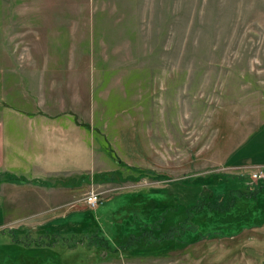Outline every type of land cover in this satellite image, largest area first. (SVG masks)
<instances>
[{"label":"rangeland","instance_id":"1","mask_svg":"<svg viewBox=\"0 0 264 264\" xmlns=\"http://www.w3.org/2000/svg\"><path fill=\"white\" fill-rule=\"evenodd\" d=\"M5 102L61 175L4 188L0 264H264L256 166L227 162L264 125V0H0Z\"/></svg>","mask_w":264,"mask_h":264},{"label":"crops","instance_id":"2","mask_svg":"<svg viewBox=\"0 0 264 264\" xmlns=\"http://www.w3.org/2000/svg\"><path fill=\"white\" fill-rule=\"evenodd\" d=\"M4 104L0 103V222L3 216L7 215L4 205L1 204L5 200L3 197L4 188L8 189L10 185L26 183L29 181L26 179L27 176H35L31 182L38 185L54 187L56 177L61 175L60 168L53 165L54 162L39 161V163H35L34 160H30V163L27 164L25 155L15 152L14 106L8 102ZM25 114L20 119L25 121V118L29 121V115ZM28 124L25 122V127ZM27 131H29L28 127L22 130L23 133ZM17 144L21 145L19 142ZM227 162L233 163L234 167L247 168L248 170L264 165V125L232 151L228 155ZM45 177L53 178V181L46 180Z\"/></svg>","mask_w":264,"mask_h":264},{"label":"built area","instance_id":"3","mask_svg":"<svg viewBox=\"0 0 264 264\" xmlns=\"http://www.w3.org/2000/svg\"><path fill=\"white\" fill-rule=\"evenodd\" d=\"M247 184H264V165L256 166L248 175H247ZM84 202L88 208H95L97 203H99L98 194L94 192L88 193L84 197Z\"/></svg>","mask_w":264,"mask_h":264},{"label":"trees","instance_id":"4","mask_svg":"<svg viewBox=\"0 0 264 264\" xmlns=\"http://www.w3.org/2000/svg\"><path fill=\"white\" fill-rule=\"evenodd\" d=\"M107 151L110 153V155H112L113 154V152L110 150V149H107ZM113 156V155H112ZM130 171H132V172H134V173H138L140 170H138V169H130ZM114 174H116V173H114ZM114 174H108L107 175V179L108 180H111L112 178H111V176H113ZM120 174H122V173H120ZM110 175V176H109ZM94 177V176H93ZM92 177V178H93ZM239 177V176H238ZM246 177V179H247V176H245ZM245 177H241V178H245ZM84 179H86V177L84 176L83 177ZM236 178V177H235ZM206 181V180H205ZM204 186H206V185H204ZM256 189L258 190V191H262V192H264V186H262L261 184H259L257 187H256ZM208 192V196L210 197H212L213 199H214V195L213 194H215L213 191L212 192H209V191H207ZM217 197H218V201H217V206L216 207H211V206H209L210 207V210H213V211H216V210H228L230 207H231V205H226V204H224V200H222V201H220V199H219V197L220 196H218L217 195ZM215 202V201H214ZM216 204V203H215ZM228 204H231L230 202H228ZM202 207H205V206H202Z\"/></svg>","mask_w":264,"mask_h":264}]
</instances>
